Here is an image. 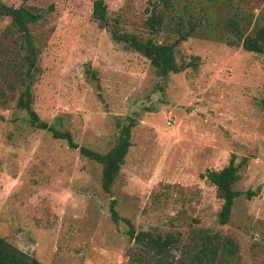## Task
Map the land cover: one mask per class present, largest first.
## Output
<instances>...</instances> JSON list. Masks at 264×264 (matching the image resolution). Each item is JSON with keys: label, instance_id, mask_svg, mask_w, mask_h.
Returning a JSON list of instances; mask_svg holds the SVG:
<instances>
[{"label": "rangeland", "instance_id": "rangeland-1", "mask_svg": "<svg viewBox=\"0 0 264 264\" xmlns=\"http://www.w3.org/2000/svg\"><path fill=\"white\" fill-rule=\"evenodd\" d=\"M1 1L46 11L31 25L40 50L33 108L41 120L99 152L114 145L127 118L135 125L108 193L101 164L31 127L12 91L14 100L0 105V235L45 264H153L154 253L129 235L130 227L173 233L180 240L175 257L193 229L210 228L238 245L231 264H264V55L191 36L175 56L179 63L197 56V68L161 78L149 59L99 26L95 0ZM151 1L104 0L113 29L150 36ZM178 1L209 5L214 20L246 13L250 29L264 20V0L213 7L209 0ZM9 23L0 17V38ZM157 40L168 36L161 32ZM232 155L247 159L236 188L254 194L239 196L231 221L220 226L222 201L200 174L222 168Z\"/></svg>", "mask_w": 264, "mask_h": 264}, {"label": "trees", "instance_id": "trees-1", "mask_svg": "<svg viewBox=\"0 0 264 264\" xmlns=\"http://www.w3.org/2000/svg\"><path fill=\"white\" fill-rule=\"evenodd\" d=\"M209 3L212 7L217 3L226 6L230 4V0H209ZM210 8L209 5L201 3L191 6L186 1L180 5L178 0L151 1L145 22L146 30L150 34L148 37L124 30H114L104 0L94 1L92 17L99 26L110 31L115 42L122 43L127 49L137 51L149 59L161 78H166L169 73L181 72L188 67L197 68V56H192L185 63H179L175 56L177 46L191 36L214 38L225 42L228 46H241L244 50L264 55V20H256L250 29L251 21L246 13L236 12L224 20L220 17L214 20ZM45 12L36 6L22 4L13 7L0 0V17L6 16L10 19L9 25L4 29L3 37L0 38V105L4 107L9 105L14 100V95L9 94L17 90L15 108L25 111L27 123L33 128L47 130L52 137L64 140L70 148L79 147L83 155L100 163L101 185L105 192L110 193L131 145V128L135 125V121L129 117L126 122L120 124L114 145L106 152H99L78 146L67 129L56 127L40 119L33 108L32 93V86L40 74L38 64L40 50L31 25L42 20ZM161 32L167 34L168 41L157 40ZM261 104L264 108V98ZM246 162V158L236 162L232 155L222 168L207 169L200 174L214 185L216 196L222 201L217 214V223L220 226L231 221L232 210L239 196L251 198L254 194L252 191L243 192L236 188L242 177V165ZM115 203L114 199L110 201L109 210L112 220L118 222L120 216L115 209ZM129 235L134 240L143 242L145 248L154 253L153 264H231L238 254V245L231 237L220 230L210 228L193 229L190 241L183 245L182 255L179 257H175L173 250L180 240L173 233L164 235H152L149 232L135 233L133 227H130ZM0 264L45 263L0 235Z\"/></svg>", "mask_w": 264, "mask_h": 264}]
</instances>
